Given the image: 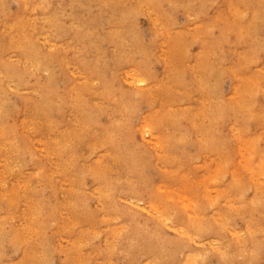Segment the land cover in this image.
<instances>
[{
  "label": "rangeland",
  "instance_id": "rangeland-1",
  "mask_svg": "<svg viewBox=\"0 0 264 264\" xmlns=\"http://www.w3.org/2000/svg\"><path fill=\"white\" fill-rule=\"evenodd\" d=\"M38 2L0 0V264H264V0Z\"/></svg>",
  "mask_w": 264,
  "mask_h": 264
},
{
  "label": "bare ground",
  "instance_id": "bare-ground-1",
  "mask_svg": "<svg viewBox=\"0 0 264 264\" xmlns=\"http://www.w3.org/2000/svg\"><path fill=\"white\" fill-rule=\"evenodd\" d=\"M39 2H40V0H39ZM39 2H38V3H39ZM16 4H17V3H16ZM39 4H40V3H39ZM39 4H37V5L39 6ZM41 4H42V3H41ZM47 4H48V3H47ZM232 4H233V3H232ZM1 6H2V5H1ZM39 8H40V7H39ZM42 9H43V8H42ZM150 9H151V8H150ZM240 9H241V8H240ZM148 10H149V9H148ZM65 13H66V12H65ZM152 13H153V12H151V14H152ZM231 13H232V12H231ZM235 13H236V12H235ZM235 13H234V14H235ZM4 14H5V13H4ZM57 14H58V13H57ZM149 14H150V13H149ZM151 14H150V15H151ZM21 15H22V14H21ZM237 15H238V13H237ZM49 16H50V15H49ZM49 16H48V17H49ZM56 16H57V15H56ZM233 16H234V15H233ZM2 17H3V16H2ZM33 17H34V16H33ZM57 17H58V16H57ZM57 17H56V18H57ZM156 17H157V15H156ZM41 18H42V17H41ZM58 18H59V17H58ZM47 19H48V18H47ZM154 19H155V18H154ZM163 19H164V18H163ZM220 19H221V18H220ZM235 19H236V18H235ZM237 19H238V18H237ZM20 20H21V19H20ZM23 20H24V19H23ZM28 20H29V19H28ZM31 20H32V19H31ZM41 20H42V19H41ZM49 21H50V20H49ZM154 21H155V20H154ZM157 21H158V20H157ZM17 22H18V21H17ZM55 22H56V21H55ZM71 22H72V21H71ZM3 23H4V22H3ZM12 23H13V22H12ZM57 23H58V22H57ZM4 24H5V23H4ZM47 24H48V23H47ZM78 24H79V23H78ZM155 24H156V23H155ZM155 24H153V25H155ZM66 25H67V24H66ZM196 25H197V24H196ZM20 26H21V24H20ZM42 26H43V25H42ZM56 26H57V25H56ZM201 26H202V25H201ZM32 27H33V26H32ZM53 27H54V26H53ZM62 27H63V26H62ZM204 27H205V26H204ZM60 28H61V27H60ZM189 28H190V27H189ZM2 29H3V28H2ZM2 29H1V30H2ZM41 29H42V28H41ZM61 29H62V28H61ZM133 29H134V28H133ZM33 30H34V29H33ZM88 30H89V29H88ZM7 31H8V30H7ZM193 31H194V30H193ZM16 32H17V31H16ZM26 32H27V31H26ZM30 32H31V31H30ZM182 32H184V31H182ZM125 33H126V32H125ZM8 34H9V33H8ZM12 34H14V33H12ZM17 34H18V33H17ZM18 35H19V34H18ZM42 35H43V34H42ZM42 35H41V36H42ZM58 35H59V34H58ZM100 35H101V34H100ZM135 35H136V34H135ZM192 35H193V34H192ZM9 36H10V35H9ZM30 36H31V35H30ZM30 36H29V37H30ZM10 37H11V36H10ZM12 37H13V36H12ZM35 38H37V37H35ZM9 39H10V38H9ZM13 39H14V38H13ZM32 39H33V38H32ZM77 40H78V39H77ZM28 41H29V38H28ZM28 41H27V42H28ZM33 41H34V40H33ZM39 41H40V40H39ZM43 41H44V40H43ZM43 41H42V42H43ZM138 41H139V40H138ZM70 42H71V41H70ZM30 43H31V41H30ZM33 43H34V42H33ZM51 43H52V42H51ZM60 43H61V42H60ZM119 43H120V42H119ZM10 44L12 45V43H10ZM23 44H24V43H22V45H23ZM43 44H44V43H43ZM48 44H49V43H48ZM61 44H62V43H61ZM88 44H89V43H88ZM94 44H95V43H94ZM117 44H118V43H117ZM178 44H179V43H178ZM18 45H19V44H18ZM31 45H32V43H31ZM37 45H38V44H37ZM62 45H63V44H62ZM65 45H66V44H65ZM63 46H64V45H63ZM85 46H86V45H85ZM95 46H96V45H95ZM22 47H23V46H22ZM26 47H27V46H26ZM34 47H35V46H34ZM34 47H33V48H34ZM49 47H50V46H49ZM49 47H48V48H49ZM8 48H9V47H8ZM23 48H25V47H23ZM43 48H44V46H43ZM96 48H97V47H96ZM109 48H110V47H109ZM36 49H37V48H35V51H36ZM54 49H55V48H54ZM51 51H52V50H51ZM227 51H229V50H227ZM26 52H27V51H26ZM28 52H29V51H28ZM92 52H93V51H92ZM160 52H161V51H160ZM230 52H231V51H230ZM14 53H15V52H14ZM33 53H34V52H33ZM103 53H104V52H103ZM122 54H123V53H122ZM47 55H48V54H47ZM35 56H36V54H35ZM37 56H38V55H37ZM37 56H36V57H37ZM39 56H40V55H39ZM51 56H52V55H51ZM53 56H54V55H53ZM53 56H52V57H53ZM9 57H10V56H9ZM17 57H18V56H17ZM45 57H46V56H45ZM45 57H44V58H45ZM47 57H48V56H47ZM37 58H38V57H37ZM107 58H108V57H107ZM15 59H16V57H15ZM35 59H36V58H35ZM45 59H47V58H45ZM109 59H110V58H109ZM24 60H25V59H24ZM26 60H27V58H26ZM28 60H29V59H28ZM37 60H38V59H37ZM42 60H43V59H42ZM48 60H49V59H48ZM54 60H55V59H54ZM104 60H105V59H104ZM148 60H149V59H148ZM115 61H116V60H115ZM28 62H29V61H28ZM38 62H39V61H37V63H38ZM50 62L52 63V60H51ZM50 62L48 61V63H50ZM22 63H23V62H22ZM37 63H36V64H37ZM52 64H53V63H52ZM66 64H67V63H66ZM38 65H39V64H38ZM70 65H71V64H70ZM75 66H77V65H75ZM51 67H52V66H51ZM12 68H13V67H12ZM57 68H58V67H57ZM46 69H48V67H47ZM50 69H51V68H50ZM132 69H133V68H132ZM31 70H32V69H31ZM67 70H68V69H67ZM71 70H72V69H71ZM133 70H135V68H134ZM6 71H7V70H6ZM11 71H12V70H11ZM14 71H15V70H14ZM23 71H24V70H23ZM42 71H43V70H42ZM44 71H45V70H44ZM17 72H18V71H17ZM27 72H28V71H27ZM49 72L51 73V71H49ZM72 72H73V71H72ZM33 73H34V72H33ZM35 73H36V72H35ZM54 73H55V72H54ZM95 73H96V72H95ZM177 73H178V72H177ZM22 74H23V72H22ZM199 74H200V73H199ZM199 74H198V75H199ZM73 75H74V74H73ZM177 75H178V74H177ZM47 76H48V75H47ZM120 76H121V75H120ZM40 77H41V76H40ZM48 78H49V76H48ZM73 78H74V77H73ZM115 78H116V77H115ZM144 78H145V77H144ZM144 78H143V79H144ZM198 78H199V77H198ZM51 79H52V78H51ZM178 79H179V78H178ZM86 80H87V79H86ZM86 80H85V81H86ZM96 80H97V79H96ZM114 80H115V79H114ZM203 80H204V79H203ZM12 81H13V80H12ZM49 81H50V80H49ZM214 81H215V80H214ZM112 82H113V81H112ZM0 83H1V82H0ZM66 83H67V82H66ZM154 83H155V82H154ZM26 84H27V83H26ZM107 84H108V83H107ZM168 84H169V83H168ZM53 85H54V84H53ZM82 85H83V84H82ZM247 85H248V84H247ZM24 86H25V85H24ZM77 86H78V85H77ZM149 86H150V84H149ZM8 87H9V86H8ZM146 87H147V86H146ZM2 89H3V88H2ZM31 90H32V89H31ZM24 91L27 92V90H24ZM20 92H21V91H20ZM23 93H24V92H23ZM47 93H48V92H47ZM233 94H234V93H233ZM39 96H40V95H39ZM40 97H41V96H40ZM48 97H49V96H48ZM63 97H64V96H63ZM45 98H47V97H45ZM42 99H44V98H42ZM50 99H51V98H50ZM66 99H67V98H66ZM20 102H21V101H20ZM60 103H61V102H60ZM60 103H59V104H60ZM80 104H81V103H80ZM47 105H48V104H46V106H47ZM4 108H5V107H4ZM16 111H18V110H16ZM3 113H4V112H3ZM16 114H17V113H16ZM5 116H6V115H5ZM49 116H50V115H49ZM21 117H22V116H21ZM144 118H145V116H144ZM20 120H22V119H20ZM25 120H27V119H25ZM73 121H74V120H73ZM202 122H203V121H202ZM141 123H142V122H141ZM22 126H25V125H22V124H21V127H22ZM150 126H151V125H150ZM56 127H57V126H56ZM126 127H127V126H126ZM222 127H223V126H222ZM163 128H164V127H163ZM127 129H128V128H127ZM26 130H27V129H26ZM21 131H22V129H21ZM153 131H154V130H153ZM219 131H220V130H219ZM6 132H7V131H6ZM64 132H65V131H64ZM14 134H15V133H14ZM25 134H26V133H25ZM27 137H28V136H27ZM66 137H67V136H66ZM38 138H39V137H38ZM131 138H132V137H131ZM34 139H35V137H34ZM10 140H11V139H10ZM17 140H18V139H17ZM29 140H31V138H30ZM39 140H41V139L39 138ZM3 141H4V139H3ZM11 141H12V140H11ZM31 142H32V141H31ZM37 142H38V141H37ZM38 143H39V142H38ZM41 143H43V140H41ZM8 144H9V142H8ZM217 144H218V143H217ZM5 145H6V144H5ZM5 145H4V146H5ZM78 145H79V144H78ZM61 146H62V145H61ZM5 147H6V146H5ZM11 147H12V146H11ZM36 147H37V146H36ZM36 147H35V148H36ZM40 148H41V147H40ZM41 150H43V149H41ZM44 150H45V149H44ZM16 151H17V150H16ZM45 151H46V150H45ZM240 151H241V150H240ZM242 151H243V150H242ZM39 152H41V151H39ZM46 153H47V152H46ZM6 154H7V153H6ZM25 154H26V153H25ZM82 154H83V153H82ZM15 156H16V155H15ZM15 156H14V157H15ZM50 156H51V155H50ZM6 157H7V155H6ZM16 157H17V156H16ZM220 157H221V156H220ZM11 158H12V157H11ZM98 158H99V157H98ZM51 159H52V158H51ZM15 160H16V159H15ZM15 160H14V161H15ZM46 160L48 161V159H46ZM53 160H54V159H53ZM23 161H24V160H23ZM226 161H227V160H226ZM0 162H1V161H0ZM2 162H3V161H2ZM11 162H12V161H11ZM28 162H29V161H28ZM59 162H60V161H59ZM13 163H14V162H13ZM49 163H50V162H49ZM8 164H9V162H8ZM10 164H11V163H10ZM14 164H15V163H14ZM50 164H51V163H50ZM56 165H57V164H56ZM199 165H200V164H199ZM156 166H157V165H156ZM5 167H6V166H5ZM7 170H8V169H7ZM3 171H4V169H3ZM8 171H9V170H8ZM37 173H38V172H37ZM3 174H4V173H3ZM212 176H213V175H212ZM2 178H3V177H2ZM58 178H59V177H58ZM56 179H57V177H56ZM210 179H211V178H210ZM1 181H2V180H1ZM3 182H4V181H2L1 184H2ZM12 182H13V181H12ZM20 183H21V182H20ZM26 184H27V182H26ZM59 184H60V183H59ZM2 185H3V184H2ZM26 186H27V185H26ZM59 186H60V185H59ZM72 186H73V185H72ZM72 186H71V187H72ZM63 187H64V186H63ZM94 189H95V188H94ZM210 189H211V188H210ZM95 190H96V189H95ZM11 193H12V192H11ZM5 194H6V193H5ZM21 194H22V193H21ZM9 195H10V194H9ZM12 195H13V194H12ZM17 195H18V194H17ZM61 195H62V194H61ZM217 200H218V199H217ZM14 202H15V201H14ZM11 203H12V202H11ZM1 205H2V204H1ZM1 205H0V206H1ZM132 205H133V204H132ZM30 206H31V205H30ZM27 207H28V206H27ZM2 208H3V207H2ZM22 208H23V207H22ZM31 211H32V210H31ZM40 212H41V211H40ZM2 217H3V216H2ZM3 218H4V217H3ZM113 218H114V217H113ZM13 219H14V218H13ZM214 219H215V218H214ZM5 220H6V219H5ZM9 221H10V220H9ZM107 226H108V225H107ZM170 238H171V237H170ZM23 239H24V238H23ZM73 241H74V240H73ZM72 244H74V242H73ZM172 244H173V243H172ZM46 251H47V250H46ZM47 252H48V251H47ZM29 253H30V252H29ZM255 256H256V255H255ZM252 260H253V259H252ZM254 260H255V259H254Z\"/></svg>",
  "mask_w": 264,
  "mask_h": 264
}]
</instances>
